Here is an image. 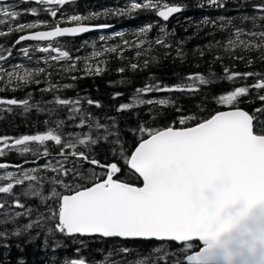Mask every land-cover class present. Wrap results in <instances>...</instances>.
Returning <instances> with one entry per match:
<instances>
[{
    "label": "snow or ice",
    "instance_id": "snow-or-ice-1",
    "mask_svg": "<svg viewBox=\"0 0 264 264\" xmlns=\"http://www.w3.org/2000/svg\"><path fill=\"white\" fill-rule=\"evenodd\" d=\"M75 2L19 0L34 5L19 10L0 6V41L15 35L7 46L0 42V93L43 83L40 92L51 97L34 101L30 91L22 99L0 96L4 112L19 108L22 114L47 116L40 121L44 130L0 135V264H28V247L54 253L77 237L82 246L83 238L95 237L161 242L135 255L128 246L114 249L120 259L108 264H264V71L254 70L255 64H264V0H235L236 18H204L203 25L228 35L197 46L201 59L212 56L207 74L192 72L175 84H165L150 69L160 63L156 49L173 61L183 62L186 56V41H176L174 48L170 40L175 30L167 26L170 18L186 10L183 0H126L123 7L66 14L65 7ZM229 3L201 0L197 7L219 10ZM140 13L158 19L139 26L131 40L122 31L100 35L99 44L85 41L75 49L79 53L90 47L85 56L74 55L60 43L61 38L112 28L97 22L102 17L133 18ZM24 15L33 19L21 21ZM154 30L158 35L151 38ZM116 38L118 43H109ZM25 42L32 43L21 46ZM17 46L30 63L43 66L4 67ZM113 58L121 62L115 68L121 78L110 80V87L130 86L127 73L145 74L142 86L112 105L115 115L93 112L105 107L98 99L62 94L74 89L78 80L103 76ZM225 59L231 63L225 64ZM236 62L247 70H237ZM215 63L222 65L220 73L214 71ZM222 82L232 87L213 100L227 110L207 118L185 113L171 97L151 96H192ZM123 97L122 91L111 94L112 101ZM255 101L259 106L251 112L240 107ZM170 107L177 118L166 127L153 126L161 110ZM199 107L205 110L203 102ZM144 108L147 116L139 117ZM123 114L138 116L136 126L127 129L137 137L134 146L127 144L120 127L118 117ZM102 145L108 146L103 161L96 152ZM12 153L21 161L5 159ZM125 166L129 179L121 180L118 174ZM133 178L142 186L130 182ZM63 264L91 262L76 257Z\"/></svg>",
    "mask_w": 264,
    "mask_h": 264
},
{
    "label": "trees",
    "instance_id": "trees-1",
    "mask_svg": "<svg viewBox=\"0 0 264 264\" xmlns=\"http://www.w3.org/2000/svg\"><path fill=\"white\" fill-rule=\"evenodd\" d=\"M201 2V0H183V4L185 5L186 10L182 13H179L177 16L171 18L167 22V26L169 29L175 30V37L170 40L173 43V47L175 48V42L178 40H185L184 51L186 56L183 62L176 60L173 61L172 58H165L163 56V49H156L155 55H157L160 59L159 65H153L150 69V73L155 74V76L163 81L165 84H175L178 82L179 77L186 76L189 73L200 71L201 73L207 74L209 62L212 60L211 55H207L204 59H201L196 52L197 46L203 48L209 42L214 40H223L228 33L224 31H220L219 29H213L210 26H205L201 22L204 18L216 19L220 16L225 17H233L236 18L238 16L237 10L235 8V0H230L228 6L224 9H214L208 7H197V5ZM126 3V0H93V1H80L70 4L65 7L64 12L66 14H71L73 11L87 14L93 10H102L104 8H114V7H123ZM9 7H15L18 10L23 8L32 7L34 5L29 4H20L17 1H12L7 4ZM242 11H251V9H244ZM33 17L24 15L21 17V21H29L32 20ZM41 19H48L47 16H41ZM158 18L150 13H140L136 17H108L101 18L99 23H110L113 25L112 28L102 30L95 33H90L84 35L79 38H64L60 40V43L66 45L67 48L71 49L74 55L85 56L91 50L90 47L83 48L79 53L75 51V49L80 48L81 45L87 41L89 45L91 43L96 42L99 44V36L100 35H111L114 32L122 31L125 33V38L131 40L134 37L132 33L141 25H144L149 22H153ZM238 22V20H237ZM158 35L157 31H153L150 33L151 38H155ZM15 39V35L10 38H3L2 41L7 46L11 40ZM119 42V38L109 41L110 44H115ZM28 44L21 45L27 46ZM17 46L16 49L13 50V55L10 60L5 63L4 67H9L10 65H14L16 63H21L27 67H36L43 66L37 65L35 61L29 62L26 58L19 53ZM174 54V53H173ZM42 55V54H35ZM126 55L131 57L133 55L132 52H127ZM120 61L116 59H111L109 64V71L106 72L103 76L100 77H89L78 80L75 82L76 86L72 90H67L62 93L63 95L69 97H75L77 93L83 96H90L93 99L100 100L105 107L103 109H95L91 110L98 115H103V113H108L109 115H115L114 109L112 108L113 104H119L123 102L127 97L132 93L135 87L142 86L145 82V74L138 73L132 74L127 73L126 77L132 81L130 86H109V81L118 80L121 77L118 76L115 72V68L120 66ZM225 64L231 63V61L225 59ZM237 70L244 71L246 69V65L243 62H236ZM215 72L220 73L222 71V65L220 63H215L212 65ZM254 70L264 71V64L257 63L254 65ZM56 79L55 75L53 77ZM63 79V77H61ZM63 82H71L70 80H63ZM251 81H249L250 83ZM45 84L41 83L40 85L32 84L28 86L23 91L11 92L6 91L4 93H0V96L13 97L16 98H25L26 92L33 93V100L40 101L41 99L48 100L51 97L48 94H43L40 92V88L44 87ZM232 87L228 82L217 83L210 88H204L202 92L188 96L181 93H152L151 96L158 97H171L178 101V104L182 106L185 113H194L197 114L200 118H207L209 114H213L218 110H227L219 105H217L213 96L222 92L223 90L230 89ZM114 91H122L124 93V97L112 101L111 94ZM254 95V94H253ZM203 102L204 111H200V105ZM259 101H255L254 103H241L240 107L252 111L255 107L259 106ZM162 115L157 119L155 123V127H166L173 120H175L178 116V113L174 108L163 109ZM147 109L139 110V117H146ZM47 119V116L43 113H37L32 111L29 114H22V110L19 108H14L12 112H4L0 109V135H12L19 136L20 134H30L34 133L38 130H44L43 125L40 121ZM120 127L124 130L125 140L129 146H134L137 137L131 135L130 132L127 131L130 127H135L137 124L138 116L136 114H123L118 117ZM152 122L149 120V124ZM179 126V125H177ZM55 147H53V152H55ZM99 158L103 161L108 155V146L102 145L96 149ZM30 158V157H29ZM43 163V161H40ZM87 167V166H85ZM99 171V169H97ZM129 170L124 167L122 173L118 174V178L121 180H128ZM136 183L138 186H141V182L139 180H135L134 178L130 181ZM63 191V189H58ZM81 238L77 237L76 239H68L65 242V245L62 249L57 250L56 252H52L50 249L45 252H41L37 246H30L25 250V258L28 261V264H49V262H53V264H63L64 260L69 258H83L91 262V264H108L109 260H119L120 257L114 252V249H118L119 247L128 246L133 249V254L135 255L137 252L146 251L152 248V246H159L161 243L151 242V241H121L118 239H110V240H102L98 238H83L85 240V245H80L79 240ZM164 248L169 247L168 243H164L162 245ZM171 247L178 250L177 245L171 244ZM79 248V252L76 249ZM109 253H112L110 256ZM15 255V253H13Z\"/></svg>",
    "mask_w": 264,
    "mask_h": 264
},
{
    "label": "water",
    "instance_id": "water-1",
    "mask_svg": "<svg viewBox=\"0 0 264 264\" xmlns=\"http://www.w3.org/2000/svg\"><path fill=\"white\" fill-rule=\"evenodd\" d=\"M10 1H13V0H0V4H7V3H9ZM15 1H18L19 2V0H15ZM77 1H93V0H76V2ZM178 14H176V15H174L173 17H175V16H177ZM172 17V18H173ZM171 19V18H170ZM95 32H99V31H93V32H89V33H86V34H82L81 36H78V37H65V38H79V37H82V36H84V35H87V34H90V33H95ZM61 39H63V38H61ZM25 43H32V42H25ZM141 182V186H142V181H140ZM95 238H99V239H103V238H100V237H95ZM110 239H118V240H121V239H119V238H109V239H104V240H110ZM121 241H143V240H121ZM151 242H156V243H161V242H157V241H151ZM174 244V243H173Z\"/></svg>",
    "mask_w": 264,
    "mask_h": 264
},
{
    "label": "flooded vegetation",
    "instance_id": "flooded-vegetation-1",
    "mask_svg": "<svg viewBox=\"0 0 264 264\" xmlns=\"http://www.w3.org/2000/svg\"><path fill=\"white\" fill-rule=\"evenodd\" d=\"M5 159H7L8 161H10L12 163H17V162H20L22 158L16 154L12 153L8 157H6Z\"/></svg>",
    "mask_w": 264,
    "mask_h": 264
},
{
    "label": "bare ground",
    "instance_id": "bare-ground-1",
    "mask_svg": "<svg viewBox=\"0 0 264 264\" xmlns=\"http://www.w3.org/2000/svg\"><path fill=\"white\" fill-rule=\"evenodd\" d=\"M77 2H80V1H77ZM63 39H64V38H63ZM25 44H30V43H25ZM25 44H24V45H25Z\"/></svg>",
    "mask_w": 264,
    "mask_h": 264
},
{
    "label": "rangeland",
    "instance_id": "rangeland-1",
    "mask_svg": "<svg viewBox=\"0 0 264 264\" xmlns=\"http://www.w3.org/2000/svg\"><path fill=\"white\" fill-rule=\"evenodd\" d=\"M0 6H5V5H0ZM102 240H104V239H102Z\"/></svg>",
    "mask_w": 264,
    "mask_h": 264
}]
</instances>
